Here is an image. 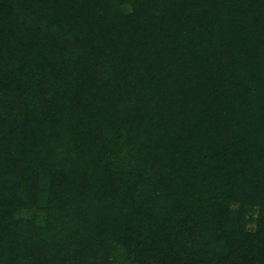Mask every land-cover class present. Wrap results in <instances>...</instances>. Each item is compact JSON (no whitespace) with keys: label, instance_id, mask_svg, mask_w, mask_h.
Here are the masks:
<instances>
[{"label":"trees","instance_id":"obj_1","mask_svg":"<svg viewBox=\"0 0 264 264\" xmlns=\"http://www.w3.org/2000/svg\"><path fill=\"white\" fill-rule=\"evenodd\" d=\"M253 167L264 0H0V264H264Z\"/></svg>","mask_w":264,"mask_h":264},{"label":"rangeland","instance_id":"obj_2","mask_svg":"<svg viewBox=\"0 0 264 264\" xmlns=\"http://www.w3.org/2000/svg\"><path fill=\"white\" fill-rule=\"evenodd\" d=\"M124 10L126 12H131L132 11V7L131 5L129 4H126L124 6ZM253 173H257V176L251 177L250 179V185H249V191L251 192H254V190L256 191H260L264 188V171L260 170L259 168H254L253 167V170H252ZM232 208L234 210H240V207H241V204L239 201H236L235 199H232ZM27 211H25L24 213H26ZM243 212V217L244 219H246L248 221V224H247V230H255L256 229V226H257V218L259 217V214H260V208L259 206L257 205H254V206H247ZM31 215V212H28L25 216H29ZM30 217V216H29ZM28 217V218H29ZM44 218V217H43ZM42 219V218H41ZM45 220V219H44ZM220 249H218L217 251V255L220 256V261L221 263H228L229 260H228V257L230 255V249L227 248V247H219ZM236 249V248H234ZM219 253V254H218ZM174 255H178V252H174ZM180 257H175V259L173 258V261H178L177 263L175 264H186V258H184V254H180L178 255ZM183 256V257H182ZM146 260L145 262L148 260L150 261L151 264H156L158 263V260L159 258H155L153 255H148V257H145ZM219 261V262H220ZM232 263V261L229 262V264ZM264 263V262H263Z\"/></svg>","mask_w":264,"mask_h":264}]
</instances>
